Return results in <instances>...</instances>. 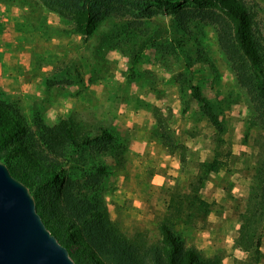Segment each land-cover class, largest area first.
Instances as JSON below:
<instances>
[{
  "label": "rangeland",
  "instance_id": "rangeland-1",
  "mask_svg": "<svg viewBox=\"0 0 264 264\" xmlns=\"http://www.w3.org/2000/svg\"><path fill=\"white\" fill-rule=\"evenodd\" d=\"M0 1L14 9L5 11L11 16V32L17 30L21 11L14 4L31 7L38 22L25 39L33 42L37 67L47 65L39 95L16 89L30 73L14 77L19 81L16 92L0 87L18 102L32 128L36 115L54 124L75 113L83 122L113 132L114 142L99 157L108 166L103 187L109 212L121 230L129 237L143 232L150 242H158L175 185L188 192L202 163L220 160L221 168L209 174L200 190L212 211L199 216L195 225L176 221L174 230L186 247L207 256L220 254L223 264H249V254L236 246V238L264 152V123L220 46L213 19L214 13L225 15L220 6L186 2L160 9L112 2L103 7L104 18L92 34H79L72 14L57 12L42 0ZM239 1L247 10L264 72V0ZM24 33L15 39H23ZM4 40L0 37L2 47ZM191 79L215 104L223 133L191 96ZM171 138L175 150L166 144ZM38 143L49 161L78 176L79 154L56 156ZM257 264H264V255Z\"/></svg>",
  "mask_w": 264,
  "mask_h": 264
},
{
  "label": "trees",
  "instance_id": "trees-1",
  "mask_svg": "<svg viewBox=\"0 0 264 264\" xmlns=\"http://www.w3.org/2000/svg\"><path fill=\"white\" fill-rule=\"evenodd\" d=\"M42 1L57 12L72 14L79 34H92L104 18L103 7L112 2L146 3L160 9L175 8L186 2L198 6L219 5L225 15L214 13L213 19L219 27L220 46L238 82L247 90L253 111L264 123V72L247 10L239 0ZM78 76L81 81L79 73ZM188 89L209 122L223 133L224 123L212 100L203 94L193 79L189 80ZM161 117L162 114L159 119ZM38 139L56 156L79 154L78 176L69 175L62 165L43 156L38 148ZM114 140L109 128L99 123L83 122L75 113L60 118L54 124L36 115L32 128L18 102L10 99L0 87V159L12 175L28 187L48 229L69 249L77 264H223L220 254L207 256L194 247H186L174 230L176 221L195 225L199 216L212 211L211 204L201 197L200 190L209 174L221 168L222 162H203L188 192L181 191L179 183L175 185L165 220L160 224L161 239L152 243L143 232L129 237L111 218L103 187L108 166L99 156ZM173 143L174 138L166 140V144L175 150L177 145ZM258 163L236 238V246L248 252L249 264H257L264 255L261 249L264 152Z\"/></svg>",
  "mask_w": 264,
  "mask_h": 264
},
{
  "label": "water",
  "instance_id": "water-1",
  "mask_svg": "<svg viewBox=\"0 0 264 264\" xmlns=\"http://www.w3.org/2000/svg\"><path fill=\"white\" fill-rule=\"evenodd\" d=\"M0 264H77L48 229L28 187L1 161Z\"/></svg>",
  "mask_w": 264,
  "mask_h": 264
},
{
  "label": "crops",
  "instance_id": "crops-1",
  "mask_svg": "<svg viewBox=\"0 0 264 264\" xmlns=\"http://www.w3.org/2000/svg\"><path fill=\"white\" fill-rule=\"evenodd\" d=\"M7 4L4 1H0V22L2 24V26H0V37L5 38L2 42L4 46H0V86L9 92H16L14 87L19 81L18 78L14 79V77L18 76L21 78L19 73H24L25 75L30 73L32 76L30 75L29 79H27L24 84H20L21 86H18L16 89L19 91L20 88H29V92L39 95L47 79V75L45 74L47 65L44 64L42 69L41 66L37 67L36 49L33 48V42L25 39L31 32L33 33L32 28L37 24L38 19L31 15V7L29 5L15 3L14 5L16 7L14 8L21 11L20 14L18 12V16H16L15 29L17 30L11 32V25L9 22L11 16L9 13H5L6 8H9ZM8 5H10V3ZM8 10L14 11V9L10 8ZM43 19L44 17H41L40 20L42 21ZM32 23L34 26H31ZM22 33H24L23 39H21L20 36L16 40V35H21ZM41 54L38 56L41 57Z\"/></svg>",
  "mask_w": 264,
  "mask_h": 264
}]
</instances>
